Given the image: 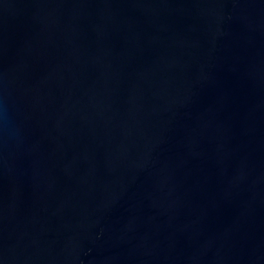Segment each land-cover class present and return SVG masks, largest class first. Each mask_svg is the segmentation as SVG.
I'll list each match as a JSON object with an SVG mask.
<instances>
[{
    "label": "water",
    "instance_id": "obj_1",
    "mask_svg": "<svg viewBox=\"0 0 264 264\" xmlns=\"http://www.w3.org/2000/svg\"><path fill=\"white\" fill-rule=\"evenodd\" d=\"M0 264H264V0H0Z\"/></svg>",
    "mask_w": 264,
    "mask_h": 264
}]
</instances>
